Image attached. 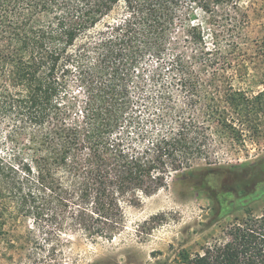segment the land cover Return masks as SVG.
<instances>
[{
    "label": "trees",
    "instance_id": "trees-1",
    "mask_svg": "<svg viewBox=\"0 0 264 264\" xmlns=\"http://www.w3.org/2000/svg\"><path fill=\"white\" fill-rule=\"evenodd\" d=\"M238 8L237 0H0V219L45 222L29 231L36 248L38 234L49 243L65 231L112 240L125 229V205L166 188L172 175H213L194 164L212 124L229 127L233 116L216 106L211 80L192 87L207 88L202 121L187 102L142 114L155 107L154 88L165 102L163 70H177L188 89L184 64L209 68L199 13L230 17ZM151 60L158 65L149 71ZM248 103L243 95L237 106ZM159 264H264V212L236 220L200 253Z\"/></svg>",
    "mask_w": 264,
    "mask_h": 264
},
{
    "label": "rangeland",
    "instance_id": "rangeland-1",
    "mask_svg": "<svg viewBox=\"0 0 264 264\" xmlns=\"http://www.w3.org/2000/svg\"><path fill=\"white\" fill-rule=\"evenodd\" d=\"M237 3L239 8L230 17L199 13L196 23L203 22L208 53L204 59L209 68L193 60L184 64L187 86L191 85L188 89L179 83L183 76L177 70H163L161 95L165 102L158 99L154 88L151 93L155 94V107L142 114V118H148L155 109L174 113L187 102L202 121L207 116L206 105H210L207 88L192 87L200 77L211 80L217 87L216 106L227 108L233 116L229 127L212 124L207 153L194 164L197 169L212 167L214 174L196 172L185 180L172 175L166 188L142 197L139 205H125V229L112 240L65 231L47 243L37 233L41 246L36 248L29 231L45 222L22 216L0 219V225L4 223L7 230V234L0 231V264H44L50 259L61 264L173 263L181 251L202 252L236 220L263 214L264 188L258 182L264 179V0ZM157 65L156 60L144 64L149 71ZM228 81L233 103L225 99ZM72 85L73 91L80 90ZM243 95L249 103L241 108L237 104ZM148 128L162 126L157 123Z\"/></svg>",
    "mask_w": 264,
    "mask_h": 264
}]
</instances>
